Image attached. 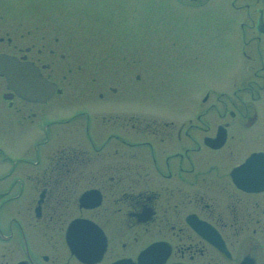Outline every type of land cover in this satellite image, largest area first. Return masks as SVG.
<instances>
[{
	"label": "flooded vegetation",
	"instance_id": "obj_1",
	"mask_svg": "<svg viewBox=\"0 0 264 264\" xmlns=\"http://www.w3.org/2000/svg\"><path fill=\"white\" fill-rule=\"evenodd\" d=\"M36 17L0 16V54L32 63L54 85L36 102L0 75V264H264V32L243 37L251 77L231 94L206 89L195 110L185 91L175 93L184 97L179 115L145 111V86L123 96L108 76L109 96L96 95L105 108L46 120L54 106L90 96L98 80L77 48L76 63H65L59 18ZM122 65L129 77L130 62ZM138 69L131 77L143 84ZM73 119L70 147L60 126ZM81 182L93 186L76 196ZM86 190L98 191L97 205H79ZM72 219L87 261L66 245Z\"/></svg>",
	"mask_w": 264,
	"mask_h": 264
},
{
	"label": "rangeland",
	"instance_id": "obj_2",
	"mask_svg": "<svg viewBox=\"0 0 264 264\" xmlns=\"http://www.w3.org/2000/svg\"><path fill=\"white\" fill-rule=\"evenodd\" d=\"M260 9L264 18V0H0V16L4 18L37 16L36 21L42 23L47 16L56 15L59 22L53 25L63 32L65 43L69 42L65 63H76L77 48L80 62L87 69L96 68L98 82L93 93L86 98L84 94L79 102L54 106L52 109L59 112L49 111L46 120L61 118L57 115L67 118L80 109L94 111L91 104L103 106L105 102L96 95L103 92L109 96L101 82L108 76L112 84L122 88L123 96L128 89H135V83L145 86L144 107L148 112L179 115L184 97L175 99V93L190 92L193 110L204 89L231 94L230 90L251 77L239 44L242 36L255 33ZM260 40L263 43L264 36ZM137 54L138 68H144L143 84L131 77L139 70L131 64L137 63ZM125 59L132 69L130 79V72L121 70L125 69ZM154 98L157 102L150 103ZM260 101L259 116L264 125V92ZM73 127L74 119L60 126L65 146L71 147L75 141ZM52 128L55 131L56 127ZM90 186L93 184L89 182L76 183V196ZM73 187L71 183L67 190L73 191ZM32 189L36 197L39 189ZM74 200L70 194L65 206L74 207Z\"/></svg>",
	"mask_w": 264,
	"mask_h": 264
},
{
	"label": "water",
	"instance_id": "obj_3",
	"mask_svg": "<svg viewBox=\"0 0 264 264\" xmlns=\"http://www.w3.org/2000/svg\"><path fill=\"white\" fill-rule=\"evenodd\" d=\"M262 25L264 24L259 18L257 29L260 30ZM0 74L6 77L19 95L34 101H44L52 89V85L48 84L31 65L17 62L14 58L6 55H0ZM92 192L87 191L81 195L79 198L81 204L93 205L90 202L93 198ZM75 223L76 220L72 221L67 230V243L72 253L76 252L73 239Z\"/></svg>",
	"mask_w": 264,
	"mask_h": 264
}]
</instances>
